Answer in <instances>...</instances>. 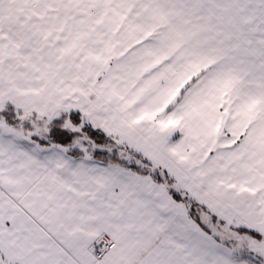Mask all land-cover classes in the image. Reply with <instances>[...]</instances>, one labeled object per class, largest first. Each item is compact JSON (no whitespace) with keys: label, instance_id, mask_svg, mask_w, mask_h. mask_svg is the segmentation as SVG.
I'll return each mask as SVG.
<instances>
[{"label":"snow or ice","instance_id":"6c2138e0","mask_svg":"<svg viewBox=\"0 0 264 264\" xmlns=\"http://www.w3.org/2000/svg\"><path fill=\"white\" fill-rule=\"evenodd\" d=\"M0 264H264V0H0Z\"/></svg>","mask_w":264,"mask_h":264}]
</instances>
